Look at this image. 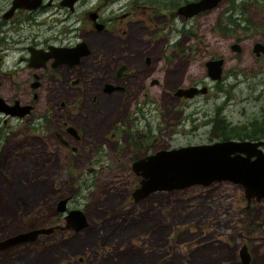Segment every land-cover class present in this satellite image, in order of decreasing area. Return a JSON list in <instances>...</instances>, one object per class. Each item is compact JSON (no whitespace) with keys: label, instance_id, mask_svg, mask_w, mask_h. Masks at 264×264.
Here are the masks:
<instances>
[{"label":"rangeland","instance_id":"rangeland-1","mask_svg":"<svg viewBox=\"0 0 264 264\" xmlns=\"http://www.w3.org/2000/svg\"><path fill=\"white\" fill-rule=\"evenodd\" d=\"M246 1H235L234 18ZM251 1L264 6V0ZM93 7H80L70 15L74 21L70 34L74 33L73 27L83 22V11ZM219 10L207 23L198 24L196 36L178 30L174 33L183 26L195 28L193 19L185 22L177 17L167 21L161 17L160 22H155L158 27L154 31L148 30L147 22V32L145 24H131L129 30L137 33L136 41L139 38L147 41L129 42L124 51H147L157 57L171 51L166 48L167 40L176 38L177 48L184 51L199 49L207 51V55L227 51L235 35L221 36ZM124 11L131 12L132 5ZM263 16L264 9L256 15L257 22ZM103 18L107 20V15L103 14ZM138 26L141 29L135 28ZM151 31L156 35H150ZM80 38L89 42L94 50L92 55L83 59L65 79L63 70L58 72L60 82L47 79L37 90L40 99L34 110L23 119H12V128L0 138V239L37 227H53L51 232L38 234L32 241L1 251L0 264H241L239 250L244 243L251 255L250 264H264V197L248 201L241 184L223 180L205 186L154 191L134 202L131 192L139 184L140 176L130 167V146L125 143L128 136L120 131L123 127L132 131L134 125L144 124L143 119L134 118L132 113L147 93L153 97L149 105L153 110L147 111V154L222 140L220 132L206 134L204 128L195 134L190 130L191 120L169 129L165 125L175 119L171 114L174 110L190 111V117L200 119L208 110L209 118L215 119L220 131L236 139L244 138L243 134L251 133L246 125L264 123V95L258 101L247 94L256 93L259 88L246 89V84L244 88L238 83L229 99L228 78L217 85L203 69L193 65L184 72L150 68L141 71L145 70L141 66L134 74L115 78L113 69L99 68L91 62L97 53L105 55L113 51L112 43L108 40L102 43L94 33H89V37L80 33ZM252 41L254 37L247 41V48ZM260 76L264 78V71ZM71 78L79 81L72 83ZM153 78H158L159 83L152 84ZM194 79L205 82L209 92L184 101L187 104L181 107L182 100L171 92ZM106 81L125 88L108 93L103 90ZM21 85L31 93L28 82ZM5 87L3 93L8 91L9 82ZM61 101L65 104L61 105ZM193 101L197 103L189 105ZM63 120L82 132L80 140L71 139L76 151L53 143V131L62 128ZM130 120L133 121L129 127ZM163 126L166 130H160ZM15 127L17 130L12 132ZM112 131L114 140L102 139ZM11 138L17 141L16 146ZM99 142L103 143L98 145ZM89 160L93 161L92 171ZM62 196L71 198L67 209L79 208L85 213L87 227L78 231L64 227L66 213L56 208Z\"/></svg>","mask_w":264,"mask_h":264},{"label":"flooded vegetation","instance_id":"flooded-vegetation-1","mask_svg":"<svg viewBox=\"0 0 264 264\" xmlns=\"http://www.w3.org/2000/svg\"><path fill=\"white\" fill-rule=\"evenodd\" d=\"M199 1L0 0V104L8 106H30V111L23 116L12 115L0 109V138L12 128V119H23L34 110L35 102L40 99L37 90L42 88L47 79L60 82L62 77L58 72L63 70L65 79L72 69L81 65L83 59L92 55L94 50L90 47L86 38H80V33L85 34L86 37H89V33H94L101 39L102 43L106 40L112 43L113 51L105 55L99 52L91 62L94 65L100 66L99 68L107 69L110 67V69L114 70L115 78L134 74L141 66V68L145 69L141 71H147V68H150L154 71L177 72L181 70L184 72L186 70L190 71L191 68L189 69V67L193 65L203 69L206 75L212 81H215L217 85H219L222 79L228 78L226 81V94L229 99L233 96L232 89L239 83L242 87L246 84V89L259 88L256 93L248 91L247 94L248 98L252 94L251 98L262 101V96L264 95V86L262 85L264 78L260 76V73L264 71V16L261 21L259 20L257 22L256 15H259L263 11L264 6L257 5L256 1L249 2L248 0L239 6V16L235 18L233 14L236 13V0H220L216 6L205 9L190 17H185L183 14L178 13L182 6ZM15 2H19V4L15 5ZM128 5H132L131 12L124 11ZM91 6L94 7L83 11V22L79 26L73 27L74 33L70 34V31L73 30H69V28L72 27L74 22L70 20V15L80 7L88 8ZM229 7L230 9H228ZM254 7L256 8L253 9ZM140 8L144 10L142 11ZM217 9H220L218 16H222L221 19L219 18L220 24L218 25L221 36L223 38H230L235 35V39L229 43V50L227 51L214 52L209 55H207V51H199V49L184 51L183 48H177V43H179L178 38L174 40L168 39L166 48L171 49V51L161 53L157 57H152L147 51H124L126 44L129 42L135 41L137 44H144L143 42L146 43L147 41L146 39H142V42L140 38L136 41L138 36L135 34L137 33L129 30L131 24H135L136 26L145 24L146 27H144L147 32V22H149L148 30L152 29L154 31L158 27L155 22H160L158 19L161 17L167 21H173L177 17L182 18L185 22L193 19L196 20L195 28L186 29L183 26L182 28L176 29L174 33L176 34L178 30L181 34L196 36L199 33L196 30L200 29V25L198 24L201 21L207 23ZM103 14L105 16L107 15V20L103 18ZM76 19L81 20L79 17H76ZM85 23H88V25ZM135 28L141 29V26ZM152 31L150 35H156V32ZM236 31H238V34H235ZM252 37H254V41L250 42V48H247V41H251ZM80 45H82L80 51H84L83 53L79 52ZM77 48L79 53H76ZM212 60H221L222 75L220 79H212L208 74L207 63ZM69 81L77 83L79 78H71ZM7 82H9L8 91L3 93L6 90L5 86ZM26 82H28V86L32 90L31 93L24 85H21ZM151 83H159L158 78H153ZM191 86H195L197 89H202L203 91H199L193 96H185L177 93L179 88H188ZM124 88L123 85H115L108 81L103 83V90L108 93ZM209 88L202 80L194 79L188 85L177 87L171 94L177 99L182 100V107L184 104H187L184 101L191 100L199 94L208 93ZM167 95L171 96L170 93H167ZM152 98L145 93V96L135 106L134 113H132L134 118L143 119L144 124L141 127L134 125L132 131L128 130L127 127L120 129L123 134L126 133L128 136V140L125 143L130 146L128 158L131 168L135 160L147 156V111L151 113L153 110L149 107V105H152ZM196 103L197 101L189 102V105ZM64 104L65 102L61 101V105ZM189 112L180 113L176 110L172 111L171 114L175 116V119H171L170 122L173 125H170V122H168L165 126L174 130V124L191 120L190 130L195 132V134H200V130H203V128L206 134L220 132V129L215 125V119L209 118L208 110L203 113L202 119L190 117ZM132 121H128L129 127ZM61 124L62 128L53 131L55 137L53 143H60L63 149L68 148L76 151L77 147L71 144V139H81L82 132L80 128L75 127L74 124L69 123L67 120H63ZM165 126L160 127V130H166ZM246 127L251 130V133L243 134L245 138L239 139H262L264 141V123L256 126L254 122H251ZM148 129H150V126H148ZM227 129H230L228 125ZM15 130H17L16 127L12 132ZM176 130L178 131L177 128ZM114 135L115 133L112 131L109 135L103 136L102 139L107 140L108 138L109 140H114ZM243 135L242 137H244ZM246 136H251V138ZM11 139L14 144L17 142L13 138ZM101 143L103 142H99L98 145H101ZM98 145L96 147L99 151ZM117 146L118 143H115L114 149ZM260 147L264 151V144ZM92 162V160H89L91 171L94 169ZM139 185L140 180L137 186ZM63 197L65 196L61 198ZM70 199L69 197L67 200L66 208ZM132 199L134 201L133 196Z\"/></svg>","mask_w":264,"mask_h":264},{"label":"water","instance_id":"water-1","mask_svg":"<svg viewBox=\"0 0 264 264\" xmlns=\"http://www.w3.org/2000/svg\"><path fill=\"white\" fill-rule=\"evenodd\" d=\"M219 1L200 0L182 6L178 13L190 17L216 6ZM16 4L18 5L19 2H15ZM81 46H79V52L83 53L84 51H80ZM207 65L210 77L220 79L222 75L221 60L209 61ZM199 91L203 90L191 86L179 88L177 93L193 96ZM0 109L12 115L23 116L30 111V106L0 104ZM262 144H264L262 139L228 138L209 143L159 149L147 154L132 164L133 171L141 176L140 185L132 192L134 201H139L154 191L182 189L192 185L205 186L223 180L241 184L248 201L251 198L260 200L264 197V151L260 147ZM68 198H60L56 206L58 211L66 212L64 227L80 230L88 226V221L81 209L67 210ZM52 230L53 227H37L7 236L0 239V250L32 241L38 234L48 233ZM239 257L241 264H250L251 255L246 243L242 244Z\"/></svg>","mask_w":264,"mask_h":264},{"label":"trees","instance_id":"trees-1","mask_svg":"<svg viewBox=\"0 0 264 264\" xmlns=\"http://www.w3.org/2000/svg\"><path fill=\"white\" fill-rule=\"evenodd\" d=\"M220 134H221L220 136L222 137V139H227V138L231 137L230 134H226L225 131H220ZM246 137L251 138V136H246ZM244 138H245V136H244Z\"/></svg>","mask_w":264,"mask_h":264}]
</instances>
